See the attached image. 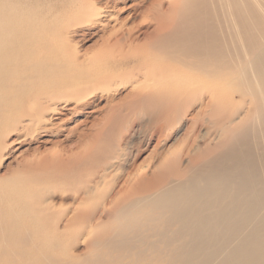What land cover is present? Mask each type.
<instances>
[{"label": "bare ground", "instance_id": "bare-ground-1", "mask_svg": "<svg viewBox=\"0 0 264 264\" xmlns=\"http://www.w3.org/2000/svg\"><path fill=\"white\" fill-rule=\"evenodd\" d=\"M112 1H7L0 42L27 44L0 51V134L24 120L28 127L48 123L60 104L136 78L131 103L151 107L149 121L164 126L200 103L208 111L206 135L218 142L200 147L198 130L187 147L128 172L122 184L114 164L102 163L75 187L86 195L82 207L64 219L43 213L53 223L47 237L64 235L61 250L79 238L101 243L108 255L92 264H264V0H142L144 9L133 4L121 21ZM149 17L154 29L141 32L139 21ZM96 24L111 27L110 49L80 55L70 35ZM21 49L34 66L45 54L42 75V67L28 75L17 70L21 63L14 69ZM145 68L143 83L137 77ZM120 146L107 147L109 158L124 156ZM107 214L112 219L104 222ZM41 264L55 262L47 255Z\"/></svg>", "mask_w": 264, "mask_h": 264}, {"label": "rangeland", "instance_id": "rangeland-1", "mask_svg": "<svg viewBox=\"0 0 264 264\" xmlns=\"http://www.w3.org/2000/svg\"><path fill=\"white\" fill-rule=\"evenodd\" d=\"M7 1L13 0H0V22L6 21L9 16L6 10L10 9L4 8L5 4H8ZM112 3L111 0L110 4ZM135 3L140 5L141 10L147 5V1L142 0H117L116 7L110 8L121 21L134 13L132 5ZM36 16L38 22H41L39 19L46 22L44 14ZM150 19L149 17L139 21L138 29L141 32L154 29L155 22ZM74 30L70 40L80 55L88 53L91 56H99L105 49H110L104 43L109 39L111 27L104 28L99 24L82 25ZM140 38L143 44L145 35ZM20 41L0 42V51L15 52L17 45L27 44ZM147 49L148 47L141 48L140 53ZM45 58L43 53V56L38 58L39 66H34L21 49L19 57L15 55L13 58V67L17 69L21 63L17 70L26 75L36 73L39 67H42L40 73L38 72L42 75L43 67L47 66ZM145 71L146 68L143 69L142 76L137 77L143 83H146L143 75ZM135 79L120 82L112 87L100 86L91 97L79 102L73 101L65 107L60 104L57 112L46 115L48 118L52 116L48 123L28 127L25 126L28 121L24 120L18 126L10 124L11 132L7 130L0 134V264H41L47 255L55 264H92V260L97 256L107 257L106 253L109 251L101 246V243H85L82 238L76 239L68 250H61L60 246L65 237L59 236V233L54 235L56 237L52 240L47 237V231L52 228L53 223L49 218H44L43 213L48 212L53 217L59 214L64 219L71 209L82 207L81 202L85 194L83 190L76 194V185L91 178L92 174L100 169L99 166L107 161L114 164L111 173L113 176L118 175V182L122 184L128 172L147 164L155 167L164 155L187 147L200 131L201 139L198 138L196 142L200 147L217 144L218 139L206 135L209 122L206 120L208 115L205 114L208 111L201 110L204 108L200 103L164 126L161 122L149 121L152 108L140 103H131L130 95L134 91L131 83ZM207 98L206 96L205 100ZM199 111H203L206 117L203 118L201 112L203 120L201 119L197 126L194 124V127L192 117L195 113L199 115ZM191 127L196 130L189 131L193 129ZM203 132L205 138H202ZM119 143L124 156L117 160L109 158L113 153L106 151L107 147L111 145L117 148ZM188 161L189 156H185L183 163L187 164ZM68 182L73 184L68 185ZM103 189L106 190L107 186ZM37 206L40 211L35 208ZM111 219L110 214L102 217L104 222ZM61 231L64 232L63 227ZM109 233L110 230L107 235ZM104 238L105 236L101 240L106 239Z\"/></svg>", "mask_w": 264, "mask_h": 264}]
</instances>
